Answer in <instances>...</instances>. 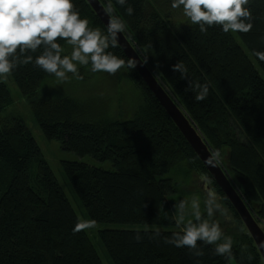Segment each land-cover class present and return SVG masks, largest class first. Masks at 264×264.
Returning a JSON list of instances; mask_svg holds the SVG:
<instances>
[{
    "label": "trees",
    "instance_id": "trees-1",
    "mask_svg": "<svg viewBox=\"0 0 264 264\" xmlns=\"http://www.w3.org/2000/svg\"><path fill=\"white\" fill-rule=\"evenodd\" d=\"M110 2L113 15L125 23L124 33L149 68L186 111L207 145L221 152V166L264 230V0L245 5L252 15L247 33L201 32L171 7L172 0H100ZM89 27H106L87 0H72ZM133 13L128 15L127 8ZM247 22V21H246ZM65 49L66 41L58 40ZM243 46H242V45ZM128 57L120 46L109 49ZM36 52L17 56L21 62L10 74L32 105V114L48 140L80 157L109 162V169L82 161H62L64 174L87 212L97 223L151 225L155 228H105L101 242L113 264H264L263 258L234 206L162 107L138 71L123 67L141 92V104L127 119L95 113L84 118L79 102L46 95L43 83L54 77L35 66ZM30 63H22L25 56ZM183 63L187 72L173 71ZM207 84L208 95L196 101ZM11 92L0 81V264H104L86 230L73 232L80 221L38 142L22 117L4 116ZM183 163L199 177L206 174L239 232L232 234L230 255H218L215 245L197 242L202 256L187 247L165 243L181 231L171 196L179 192L171 173ZM225 221V219H224ZM157 227V228H156ZM240 227V228H239ZM242 230V231H241ZM141 239L138 242L136 235ZM218 241L217 243H223Z\"/></svg>",
    "mask_w": 264,
    "mask_h": 264
},
{
    "label": "clouds",
    "instance_id": "clouds-1",
    "mask_svg": "<svg viewBox=\"0 0 264 264\" xmlns=\"http://www.w3.org/2000/svg\"><path fill=\"white\" fill-rule=\"evenodd\" d=\"M124 5L126 0H118ZM249 0H172L173 9H181L183 15L193 25H198L201 32H207L208 27L219 25L222 31L247 33L252 29L251 12L245 5ZM114 9L109 2L105 8V14L109 20L106 33L99 28L89 27L88 19H82L72 0H0V78H7L21 62L17 56L27 52H36L42 48L40 55L35 58V66L46 73L53 75L58 81L68 80V73H72L77 79H82L78 73L79 66L91 64L92 72H106L115 75L121 68L136 66L133 60L124 59L114 55L109 49L119 46L118 34L125 30L124 21L113 15ZM128 15L133 13L131 7L127 8ZM247 21V22H246ZM58 40L66 41L71 46L70 55H62L65 49ZM254 55L264 61V51H257ZM33 57L25 56L22 63L32 62ZM172 70L179 71L182 75L187 72L183 63L172 66ZM190 86L198 89L195 95L196 101L206 99L209 88L207 84ZM205 164L209 168L218 167L221 163V152L216 149L205 158ZM207 191L206 211L204 218L199 201H191L192 218L186 217V201H180L176 206V223L181 226V231L167 238L165 243L174 246L187 247L195 256H202V249L198 248L197 242L215 245L218 255H230L232 249L231 237H225L220 241L223 232L220 225L211 220L216 211H221L227 217L226 209H222L217 202L218 196L214 190L208 188L210 179L206 174L200 176ZM95 220L78 221L73 232L95 228ZM140 235H136L139 242Z\"/></svg>",
    "mask_w": 264,
    "mask_h": 264
},
{
    "label": "rangeland",
    "instance_id": "rangeland-1",
    "mask_svg": "<svg viewBox=\"0 0 264 264\" xmlns=\"http://www.w3.org/2000/svg\"><path fill=\"white\" fill-rule=\"evenodd\" d=\"M243 48L264 78V73L256 60L244 46ZM71 50V46L66 48L67 55H70ZM78 73L82 79H77L72 73H68V80L63 82L58 81L55 77L49 78L43 83L40 91L46 95L73 98L76 102H79L81 112L84 113L82 117L86 119H90L91 117L95 118V113L93 112L103 114L102 116L113 120L127 119L134 115L136 108L141 104V92L132 84L123 68H121L115 75H109L106 72H92L91 64L88 66L78 65ZM0 81L7 85L12 96V104L3 111L4 116L16 115L23 118L34 138L38 142L62 189L71 201V204L75 209L80 221L90 220L87 212L80 203L64 174L62 169V161L70 160L82 161L86 163L88 162L106 169L111 167L110 163L98 162L90 156L80 157L75 153L63 150L59 141L48 140L42 133L39 124L33 117L32 105L30 104L29 100L21 94L11 75H8L6 79L0 78ZM168 175H172L175 181L178 182L179 186V192L171 196L176 219V206L182 200L186 201L187 203V214L185 219L187 220L192 218L191 201L193 199L199 201L200 211L203 217L208 218L205 203L207 199V191L205 190L204 182L200 180L199 175L193 170L189 169L186 163H183L181 166L174 167L171 170V173ZM208 188L214 190L211 184L208 185ZM217 202L221 205L222 209H225L224 205L220 202L219 197ZM227 217H230V219L226 218V216L222 214L221 211H216L213 217L210 218L220 225V228L223 232L220 241H224L225 237H231L232 234L235 232L238 233L240 230L237 227L238 225H235V220L228 211ZM131 227L155 228L154 226L151 227V225L97 223L95 228H89L85 230L90 236V239L94 244L102 262L104 264H113L101 242L99 231L105 228ZM232 264H234V260H232Z\"/></svg>",
    "mask_w": 264,
    "mask_h": 264
},
{
    "label": "water",
    "instance_id": "water-1",
    "mask_svg": "<svg viewBox=\"0 0 264 264\" xmlns=\"http://www.w3.org/2000/svg\"><path fill=\"white\" fill-rule=\"evenodd\" d=\"M94 12L97 14L103 25L106 27L109 17L105 14V6L100 0H87ZM119 46L128 57L129 60H133L136 64L135 69L138 71L142 79L150 88L152 93L158 99L162 107L168 113L170 118L176 124L182 135L188 141L195 153L198 155L206 169L215 179L221 190L224 192L228 200L234 206L235 210L239 214L249 234L253 238L262 258L264 261V230L258 224L255 217L245 204L244 200L240 196V193L231 183L221 164L215 168H209L205 164V158L210 154L211 149L204 140L202 134L196 127L195 123L186 113V111L175 101L170 95L168 90L164 87L161 81L149 68L145 60L137 52L132 42L127 38L123 32L118 34Z\"/></svg>",
    "mask_w": 264,
    "mask_h": 264
}]
</instances>
